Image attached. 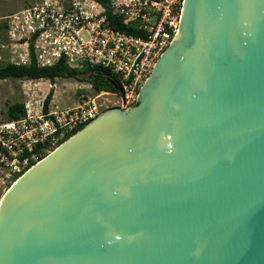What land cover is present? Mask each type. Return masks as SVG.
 Listing matches in <instances>:
<instances>
[{
  "label": "water",
  "instance_id": "water-1",
  "mask_svg": "<svg viewBox=\"0 0 264 264\" xmlns=\"http://www.w3.org/2000/svg\"><path fill=\"white\" fill-rule=\"evenodd\" d=\"M137 103L14 181L0 264H264V0H185Z\"/></svg>",
  "mask_w": 264,
  "mask_h": 264
},
{
  "label": "built area",
  "instance_id": "built-area-1",
  "mask_svg": "<svg viewBox=\"0 0 264 264\" xmlns=\"http://www.w3.org/2000/svg\"><path fill=\"white\" fill-rule=\"evenodd\" d=\"M184 1L25 0V6L3 17L0 47L8 51L10 64L28 65L33 58L41 68L58 63L75 70L98 68L115 80L114 92H94L75 106L46 111L43 101L34 107L25 102L23 116L1 122L3 183L95 120L104 108L100 99L123 108L137 103L139 90L179 31ZM108 12L120 28L111 25Z\"/></svg>",
  "mask_w": 264,
  "mask_h": 264
},
{
  "label": "rangeland",
  "instance_id": "rangeland-1",
  "mask_svg": "<svg viewBox=\"0 0 264 264\" xmlns=\"http://www.w3.org/2000/svg\"><path fill=\"white\" fill-rule=\"evenodd\" d=\"M25 5V0H0V23L5 15L18 10ZM4 41V31L0 30V45ZM8 56V51L1 49L0 47L1 66L10 64L8 62ZM50 89L53 90V96L49 103V107L52 109L54 107L66 108L75 106L82 100L87 99V97H91L94 94L88 81L83 80L81 77L75 79H56L54 85H50L47 80H2L0 81V123L6 121V111L10 105L30 102L34 107L37 103H42ZM24 91H26V94L23 93ZM109 99L115 101L113 98ZM106 100V97L100 99V103H103L104 107L100 115L110 109L116 108V105L107 104ZM3 181H5V176L0 171V200L4 193L14 183V181L6 183H3Z\"/></svg>",
  "mask_w": 264,
  "mask_h": 264
},
{
  "label": "trees",
  "instance_id": "trees-1",
  "mask_svg": "<svg viewBox=\"0 0 264 264\" xmlns=\"http://www.w3.org/2000/svg\"><path fill=\"white\" fill-rule=\"evenodd\" d=\"M104 4L105 0H95ZM107 18L111 25L115 28H120L119 21L113 20V16L108 12ZM4 25L0 23V30H3ZM81 77L83 80H87L91 85L95 93L99 92H114L113 85L115 80L106 72L98 68L83 70L70 69L64 66L62 63H58L52 67H38L32 58L28 65L16 66L12 64L0 65V81L6 79H18V80H47L50 85L55 84L56 79H75ZM53 96V90L50 89L43 100V109L47 110L49 103ZM24 115V105L22 103H15L10 105L6 111V120L17 119ZM83 126H80L75 132L81 130ZM72 133L70 136H72ZM68 137V138H69ZM41 157L40 159H42ZM21 176V175H19ZM17 176L14 181L19 177Z\"/></svg>",
  "mask_w": 264,
  "mask_h": 264
},
{
  "label": "flooded vegetation",
  "instance_id": "flooded-vegetation-1",
  "mask_svg": "<svg viewBox=\"0 0 264 264\" xmlns=\"http://www.w3.org/2000/svg\"><path fill=\"white\" fill-rule=\"evenodd\" d=\"M137 105H138V103H136V104H135L134 106H132V107L123 108V104H122V103H119L118 105H116V108L125 111V110H129V109H131V108H134V107H136Z\"/></svg>",
  "mask_w": 264,
  "mask_h": 264
}]
</instances>
